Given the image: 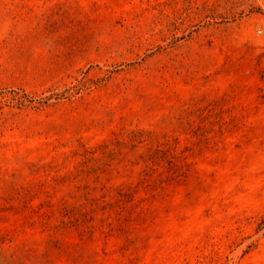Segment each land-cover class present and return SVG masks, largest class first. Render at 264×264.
<instances>
[{
    "label": "rangeland",
    "instance_id": "1",
    "mask_svg": "<svg viewBox=\"0 0 264 264\" xmlns=\"http://www.w3.org/2000/svg\"><path fill=\"white\" fill-rule=\"evenodd\" d=\"M0 264H264V0H0Z\"/></svg>",
    "mask_w": 264,
    "mask_h": 264
}]
</instances>
